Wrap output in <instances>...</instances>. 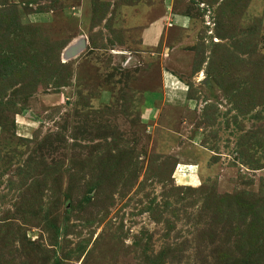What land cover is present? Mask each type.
<instances>
[{"label": "rangeland", "instance_id": "1", "mask_svg": "<svg viewBox=\"0 0 264 264\" xmlns=\"http://www.w3.org/2000/svg\"><path fill=\"white\" fill-rule=\"evenodd\" d=\"M0 264H264V0H0Z\"/></svg>", "mask_w": 264, "mask_h": 264}, {"label": "crops", "instance_id": "2", "mask_svg": "<svg viewBox=\"0 0 264 264\" xmlns=\"http://www.w3.org/2000/svg\"><path fill=\"white\" fill-rule=\"evenodd\" d=\"M149 31L150 38H153L155 36V33L157 32V37L154 39V42L149 43V45H156L162 35L163 27L160 22H156L155 24L151 25V27L145 29L142 31L141 37L143 38V42L146 45V41L144 40L145 33Z\"/></svg>", "mask_w": 264, "mask_h": 264}]
</instances>
